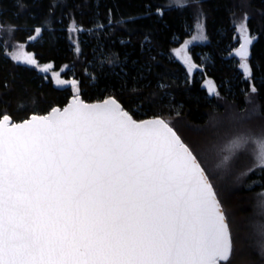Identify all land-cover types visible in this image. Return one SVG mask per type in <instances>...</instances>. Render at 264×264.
<instances>
[{
	"label": "snow or ice",
	"instance_id": "6c2138e0",
	"mask_svg": "<svg viewBox=\"0 0 264 264\" xmlns=\"http://www.w3.org/2000/svg\"><path fill=\"white\" fill-rule=\"evenodd\" d=\"M250 43L237 50L249 75ZM12 59L37 66L23 46ZM257 145L264 168V138ZM231 250L212 184L164 120L137 122L112 98L19 123L0 114V264H219Z\"/></svg>",
	"mask_w": 264,
	"mask_h": 264
},
{
	"label": "trees",
	"instance_id": "16d2710c",
	"mask_svg": "<svg viewBox=\"0 0 264 264\" xmlns=\"http://www.w3.org/2000/svg\"><path fill=\"white\" fill-rule=\"evenodd\" d=\"M198 17L207 42L193 45L190 54L198 64L207 55L208 62L189 80L170 50L188 36ZM72 21L81 29L77 46L69 40ZM242 22L253 38L248 77L233 63L239 42L235 27ZM0 40L25 44L37 63H52L55 70L68 65L71 69L62 76L78 81L84 101L112 96L135 119L160 117L185 141L179 126L193 132L195 142H186L207 172L229 223L232 251L221 264H264L249 235L255 197L264 188V168L251 170L238 189L228 191L210 172L214 155L205 150L227 137L208 123L241 110L248 96L258 105L252 125L264 121V0H0ZM208 82L217 88L214 96L205 86ZM72 95L70 86L56 87L50 77L16 63L0 46V114L22 121L63 107ZM239 158L231 166L248 162L245 155Z\"/></svg>",
	"mask_w": 264,
	"mask_h": 264
},
{
	"label": "rangeland",
	"instance_id": "374dc122",
	"mask_svg": "<svg viewBox=\"0 0 264 264\" xmlns=\"http://www.w3.org/2000/svg\"><path fill=\"white\" fill-rule=\"evenodd\" d=\"M175 1H177V0H171V2H175ZM181 1H183V0H181ZM158 12H161V11L158 10ZM241 24H245V23L242 22V23L236 25V27H235L236 40L239 41L235 48L238 47V45L240 43L241 36H243L245 34V32L240 31V25ZM73 28H75L76 30L73 31L72 30ZM80 31H81V29H79V27H77L73 21L70 22L69 27H68L69 40L71 41V43L74 46H77V44H78V36H79ZM187 33H188V36L184 40H182L181 42H178V44L170 50V55L172 58L179 61L185 67L186 72L188 74V78H189V80H191L193 75L195 74V72L202 70V68L208 62V56L207 55L203 54L201 56V64H198V63L193 61L191 54H190V49L193 45H195V44L201 45V44H205L207 42V38L205 36V31H204L203 19L201 17H198L195 24L192 27H190L189 29H187ZM36 36H39V35L36 34ZM194 36L197 37V39H193ZM0 46L2 47V50H4V53L8 57H10L11 59H12V54L17 51V48L19 46H23V51L25 53L31 54L34 57V54L31 52H28L26 50L25 44H22V43L11 42V41L1 42V40H0ZM185 46H186V48H185ZM181 48H184L185 51L181 52L180 56H177L175 54L176 50L181 49ZM184 56H187L190 59L186 62L185 59H183ZM229 56L230 55H228L227 57H229ZM13 61H15V60H13ZM15 62L18 64H22V65H28V64L19 63L17 61H15ZM233 63L239 68L241 73H244V70L240 67V64L242 63L241 60H238L235 58L233 60ZM49 64L52 65V63H48V64L37 63V66H34V67L44 77H50L53 84L56 87L64 88V87L70 86L72 89V94H73L72 96L79 95V93H78V81L76 79H74L72 76L69 79H65L62 76V74L64 72H66L67 70H69L71 68L68 65H64L59 70H55L53 67L51 69H49L47 72L40 70V68H43ZM190 65H195L196 67L190 69ZM29 66H32V65H29ZM61 69H63V70L61 71ZM54 73H59V76L58 77L54 76L53 75ZM57 79L64 80V81H75L76 84L74 86L70 83L58 85L56 83ZM216 93H217V88L215 86V90H214V93L212 95L214 96ZM257 115H258V105L255 102L254 98H252L251 96H248V98L246 100V104L244 105V107L241 110H235V109L230 110V112H228V115H227V116H229L228 118L225 117L221 121L219 120V118H214V120H211L207 125V127H209V128L212 127V124H211V122H212L213 125H215L213 127L214 128L216 127V129L219 130L220 135L223 136L225 134L227 136L220 142L215 141L213 143L207 144L205 146V150L207 151V153L214 155L213 161H209L210 164H211V162L213 164V166H212L213 169H211L209 166L210 172L214 176L216 175L217 178L220 179V182L223 183V185H226L228 191H233V190L238 189V187L241 185L239 183L240 180L247 173H249L251 170L260 168V167L255 166V163H256L255 155H256V152L258 149L257 141L261 138H264V121H262L263 123L255 121L254 122L255 124L252 125V122H253V120L256 119L255 117ZM179 128H180L181 132L183 133V135L185 136L184 139H186V141L188 139L193 144L195 142V141L193 142V140H192L194 133L191 132L190 130H188L186 127L179 126ZM174 131L177 133V131L175 129H174ZM179 137L190 148V146L187 144V142L185 140H183V138L180 135H179ZM236 137L246 138V143H243L242 147L236 149L234 151V154H233V151L228 150L226 146L229 145V142L232 141ZM191 151H192V149H191ZM201 151L205 152L203 148L201 149ZM240 155H245L248 158V162L237 165L235 167L231 166L235 162H240V158H239ZM225 157H227L228 159L225 160ZM218 170L221 172L220 174H219ZM206 174H207V172H206ZM222 189H223V186H222ZM214 190H215V188H214ZM216 195H217V193H216ZM217 197H218V195H217ZM222 207H223V205H222ZM254 209H255L254 210V213H255L254 218H252L249 222V225H250L249 235L254 237V240H255L254 242L256 243L257 247L260 248L259 252L261 253V255L264 256V188L261 191H259L257 194V197H255ZM223 210H224V208H223Z\"/></svg>",
	"mask_w": 264,
	"mask_h": 264
},
{
	"label": "water",
	"instance_id": "95a60500",
	"mask_svg": "<svg viewBox=\"0 0 264 264\" xmlns=\"http://www.w3.org/2000/svg\"><path fill=\"white\" fill-rule=\"evenodd\" d=\"M245 37H247V38H249V39H251V43L250 44H248L247 45V50H248V56H247V59H246V63L248 64V59L250 58V48H251V46H252V43H253V38L250 36V34L247 32V30H246V32H245V34L243 35V36H241V38H240V43H239V45H238V47L233 51V55L238 59V60H241V62H243L242 61V58L239 56V55H237V50L240 48V46H241V44H243V43H245ZM248 67H249V65H248ZM245 75L248 77L249 76V74H246L245 73ZM205 86L207 87V90H208V92H209V94L210 95H212L213 93H214V91H210V87L211 86H214L213 85V83L212 82H208V83H205ZM214 90H215V86H214ZM78 98V100L80 101V102H83L84 104H88V105H94V104H101V103H103L105 100H107V99H109V98H112V99H115L114 97H112V96H109V97H107V98H105V99H102V100H97V101H91V102H88V101H84L83 99H82V97L80 96V95H76V96H71L70 98H69V100L67 101V103L63 106V107H58V106H55V107H53V108H58V109H60L61 111L65 108V107H67L69 104H71V103H74L75 101H76V99ZM116 100V99H115ZM117 101V100H116ZM118 102V101H117ZM119 103V102H118ZM120 105H121V103H119ZM121 107H122V105H121ZM52 108V109H53ZM123 108V107H122ZM123 110H125L124 108H123ZM50 111H51V109L49 110V112H47V113H45V114H32V115H30L27 119H29L31 116H33V115H36V116H44V115H47V114H49L50 113ZM126 112H128L127 110H125ZM128 114L135 120V121H137V122H141V121H147V120H154V119H161V120H163L162 118H160V117H150V118H145V119H141V120H138V119H135L129 112H128ZM27 119H24V120H27ZM24 120H22V121H24ZM13 121V120H12ZM22 121H18V122H16V123H19V122H22ZM165 121V120H164ZM14 122V121H13ZM166 122V121H165ZM169 125V124H168ZM170 126V125H169ZM171 127V126H170ZM172 128V127H171ZM173 129V128H172ZM174 130V129H173ZM177 134V133H176ZM178 135V134H177ZM179 136V135H178ZM184 143V142H183ZM191 150V149H190ZM194 154V153H193ZM195 155V154H194ZM200 163V162H199ZM202 167V166H201ZM203 168V167H202ZM205 171V170H204ZM205 174H206V172H205ZM207 175V174H206ZM208 177V176H207ZM208 181L211 183V181H210V179H209V177H208ZM212 184V183H211ZM213 186V185H212ZM213 190H214V187H213ZM214 192H215V190H214ZM216 193V192H215ZM216 198H217V200L219 201V203H220V206H221V209H222V211H223V213H224V216H225V221H226V223H227V225H228V231H229V234H230V237H231V233H230V229H229V224H228V221H227V218H226V215H225V212H224V210H223V207H222V204H221V202H220V200H219V198L217 197V195H216ZM231 242H232V239H231ZM232 251V250H231ZM231 255V254H230ZM230 257V256H229ZM224 262H226V261H220L219 262V264H221V263H224Z\"/></svg>",
	"mask_w": 264,
	"mask_h": 264
}]
</instances>
